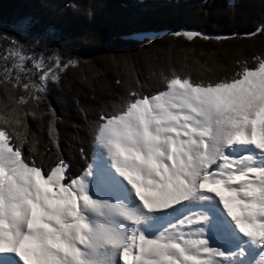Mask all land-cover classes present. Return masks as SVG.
Instances as JSON below:
<instances>
[{"label": "snow or ice", "instance_id": "6c2138e0", "mask_svg": "<svg viewBox=\"0 0 264 264\" xmlns=\"http://www.w3.org/2000/svg\"><path fill=\"white\" fill-rule=\"evenodd\" d=\"M10 55L42 74L22 82L5 67L0 79L27 94L0 114V264H264V55L215 82L172 72L155 94L137 80L119 108L89 123L91 158L81 148L78 172L60 155L38 164L24 146L36 116L26 107L79 62ZM47 115L59 154L50 105Z\"/></svg>", "mask_w": 264, "mask_h": 264}, {"label": "trees", "instance_id": "16d2710c", "mask_svg": "<svg viewBox=\"0 0 264 264\" xmlns=\"http://www.w3.org/2000/svg\"><path fill=\"white\" fill-rule=\"evenodd\" d=\"M261 29L264 0H0V79L8 67L13 79L19 72L22 82L25 76L39 82L42 73L31 60L25 61L30 71L15 68V48L46 66L55 57L79 62L59 72L58 82L48 81L39 105L26 107L36 116H27L25 155L45 167L60 155L80 171L81 148L91 158L89 123L101 110L119 108L137 80L144 94H155L172 72L205 83L230 79L264 55ZM184 31L210 38L173 35ZM20 95H27L22 87L0 84V114ZM49 105L58 117L59 154L48 136Z\"/></svg>", "mask_w": 264, "mask_h": 264}, {"label": "rangeland", "instance_id": "374dc122", "mask_svg": "<svg viewBox=\"0 0 264 264\" xmlns=\"http://www.w3.org/2000/svg\"><path fill=\"white\" fill-rule=\"evenodd\" d=\"M15 50H19V49H18V48H15L14 51H15ZM19 51L21 52V54L25 55L21 50H19ZM56 58H57V57L53 58V60H56ZM14 59H15V60H18L17 57H15ZM36 59L40 60L39 58H36ZM18 62H19V60H18ZM43 62L45 63V61H43ZM54 64H55V63H54ZM54 64H53V65H54ZM45 65H46V63H45ZM51 65H52V64H51ZM221 208H222V205H221ZM193 211H195V209H193ZM212 246H216V245L213 244Z\"/></svg>", "mask_w": 264, "mask_h": 264}, {"label": "bare ground", "instance_id": "6f19581e", "mask_svg": "<svg viewBox=\"0 0 264 264\" xmlns=\"http://www.w3.org/2000/svg\"><path fill=\"white\" fill-rule=\"evenodd\" d=\"M253 257H255V259H259V257H258V256H256V254H255V253H253V254H252V256H250V257H249V259H250V260H252V259H253ZM21 264H22V262H21Z\"/></svg>", "mask_w": 264, "mask_h": 264}]
</instances>
